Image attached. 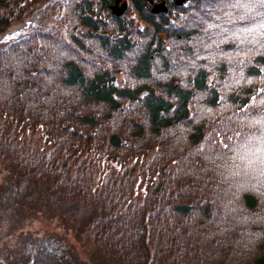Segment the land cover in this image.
I'll use <instances>...</instances> for the list:
<instances>
[{"label":"trees","instance_id":"16d2710c","mask_svg":"<svg viewBox=\"0 0 264 264\" xmlns=\"http://www.w3.org/2000/svg\"><path fill=\"white\" fill-rule=\"evenodd\" d=\"M111 1L0 48V158L86 206L108 264H264V0Z\"/></svg>","mask_w":264,"mask_h":264},{"label":"rangeland","instance_id":"374dc122","mask_svg":"<svg viewBox=\"0 0 264 264\" xmlns=\"http://www.w3.org/2000/svg\"><path fill=\"white\" fill-rule=\"evenodd\" d=\"M61 1L32 2L31 10L0 29V48L33 29L39 39L52 30L67 34ZM124 7L126 18L134 15L127 2ZM178 13L168 12L173 24ZM9 164L0 158V264H108L87 231L91 211Z\"/></svg>","mask_w":264,"mask_h":264},{"label":"water","instance_id":"95a60500","mask_svg":"<svg viewBox=\"0 0 264 264\" xmlns=\"http://www.w3.org/2000/svg\"><path fill=\"white\" fill-rule=\"evenodd\" d=\"M118 0H113L111 3H109L110 6V10L118 13L121 12L122 9L125 6L126 1L125 0H120L119 2H117ZM151 1V0H149ZM176 3L180 2L181 0H174ZM150 9L151 10H158V9H165V5L163 0H156V1H152L151 5H150Z\"/></svg>","mask_w":264,"mask_h":264},{"label":"bare ground","instance_id":"6f19581e","mask_svg":"<svg viewBox=\"0 0 264 264\" xmlns=\"http://www.w3.org/2000/svg\"><path fill=\"white\" fill-rule=\"evenodd\" d=\"M5 162V161H4ZM9 165H11V164H9Z\"/></svg>","mask_w":264,"mask_h":264}]
</instances>
